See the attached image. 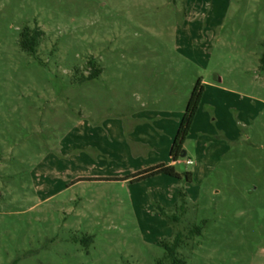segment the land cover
<instances>
[{"label":"rangeland","instance_id":"1","mask_svg":"<svg viewBox=\"0 0 264 264\" xmlns=\"http://www.w3.org/2000/svg\"><path fill=\"white\" fill-rule=\"evenodd\" d=\"M263 55L264 0H0V264H156L195 226L187 264H264Z\"/></svg>","mask_w":264,"mask_h":264},{"label":"trees","instance_id":"2","mask_svg":"<svg viewBox=\"0 0 264 264\" xmlns=\"http://www.w3.org/2000/svg\"><path fill=\"white\" fill-rule=\"evenodd\" d=\"M44 37L45 32L39 26L36 25L33 28L25 26L21 30L19 45L25 53L32 57H36ZM262 63L264 69V55ZM88 64L92 69V72L87 78H85V80L91 81L97 79L102 74V68L94 60L89 61ZM203 95L204 84L200 80L192 92L185 114L181 119L178 132L173 142L171 157L174 162L178 161L181 158V155L185 152L183 150L184 144L191 131L195 117L202 102ZM162 175L174 177L176 179L183 178V175L176 172L175 167L166 164H160L134 175L133 182H142ZM185 176L187 182H192L191 174H185ZM186 197L187 194L185 192L179 191V204L176 205V211L177 214H180L179 216L177 214L168 215L166 210L162 207L158 208L160 214L171 221L178 223L180 221V216L186 211V205H188L186 202ZM201 232L202 227L195 226L190 231L188 236H185L182 233H177L172 242H166L163 244L164 256L156 264H187L186 260L179 254V249L186 244V241H189L192 237H194V235H200Z\"/></svg>","mask_w":264,"mask_h":264},{"label":"crops","instance_id":"3","mask_svg":"<svg viewBox=\"0 0 264 264\" xmlns=\"http://www.w3.org/2000/svg\"><path fill=\"white\" fill-rule=\"evenodd\" d=\"M180 122H181V121H180ZM173 142H174V141H173ZM171 149H172V148H171ZM186 154H187V153H186ZM170 157H171V151H170ZM171 158H172V157H171ZM172 162H173L172 164L175 165L178 161L174 162L173 159H172ZM157 177H164V175H162V176H157Z\"/></svg>","mask_w":264,"mask_h":264},{"label":"water","instance_id":"4","mask_svg":"<svg viewBox=\"0 0 264 264\" xmlns=\"http://www.w3.org/2000/svg\"><path fill=\"white\" fill-rule=\"evenodd\" d=\"M187 156L186 152H184L182 155H181V158H185Z\"/></svg>","mask_w":264,"mask_h":264},{"label":"built area","instance_id":"5","mask_svg":"<svg viewBox=\"0 0 264 264\" xmlns=\"http://www.w3.org/2000/svg\"><path fill=\"white\" fill-rule=\"evenodd\" d=\"M187 164H188V165H191V164H192V161H191V160H188V161H187Z\"/></svg>","mask_w":264,"mask_h":264}]
</instances>
